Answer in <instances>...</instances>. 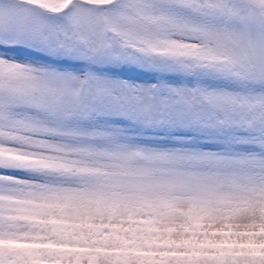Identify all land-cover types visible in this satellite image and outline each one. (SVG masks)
<instances>
[{"label": "rangeland", "instance_id": "rangeland-1", "mask_svg": "<svg viewBox=\"0 0 264 264\" xmlns=\"http://www.w3.org/2000/svg\"><path fill=\"white\" fill-rule=\"evenodd\" d=\"M0 264H264V0H0Z\"/></svg>", "mask_w": 264, "mask_h": 264}]
</instances>
